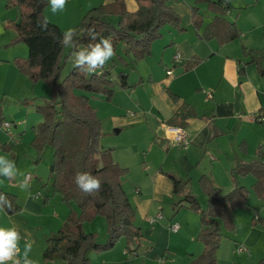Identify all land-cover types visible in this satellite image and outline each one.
Here are the masks:
<instances>
[{"label":"crops","instance_id":"1","mask_svg":"<svg viewBox=\"0 0 264 264\" xmlns=\"http://www.w3.org/2000/svg\"><path fill=\"white\" fill-rule=\"evenodd\" d=\"M74 1L81 7L87 6L83 5L84 0ZM111 1L89 0L88 9ZM191 1H168L180 16L183 30L166 24L160 30V37L152 42L149 55L139 60L121 57L125 64L117 72L126 73L128 87L119 86L117 75L110 73L114 91L109 100L103 95L86 93L102 123L101 146L110 148L113 161L127 168L121 185L134 207V224L143 234L136 254L131 255L124 238H120L109 250L89 251V264L94 261L96 264H160L161 259L165 260L164 264H175V260L170 261L175 255L174 245L180 247L190 264L192 256L202 249V244L195 239L201 227L199 215L182 212L178 216L179 207L175 209L173 203L179 197L173 194L168 173L189 178L187 189L200 200L206 197L201 188H196L200 187L201 174L210 176L216 185L227 190L235 181L248 187L254 180L250 174L233 179L231 171L238 163L253 160L256 147L264 140V75L254 63L243 65L247 58L241 53L243 45L264 47V0H230L232 9L226 16L236 22L242 33L238 39L221 45L196 35L191 24ZM124 3L128 11L137 9L135 0H124ZM13 9L6 6L5 0H0V100L3 121L10 122L9 128L0 125V169L9 168L11 172L10 176L0 174V188L16 196L20 209L8 214L0 205V228L18 232L17 257L22 264L26 260L45 264V237L59 229L71 207L47 187L51 170L45 179L38 164L42 153L37 158L31 145L33 127L42 120L38 121L40 116L31 112L33 108L36 112V106L43 103L37 99L36 85L43 86L39 81L32 83L14 63L15 57L27 55L28 48L23 42H11L16 32L6 23L17 19V11ZM201 12L205 15L202 9ZM108 19L115 22L117 17L108 16ZM176 53L179 58L174 59ZM111 59L115 61L114 56ZM194 59L198 61L187 69ZM241 66L244 71L240 74ZM208 93L211 98L207 97ZM183 103L191 105L197 113L186 121V144L174 139V132L166 123ZM257 115L263 120H254ZM29 124L32 133L28 131ZM159 212L162 218L150 222ZM256 216L264 218L261 213L256 212ZM97 219L100 218L88 221V225ZM99 221L100 225H106ZM173 222L179 224L176 231L169 228ZM246 230L230 235L233 242L231 249L226 250L223 264H254L264 256V225H249ZM104 232L101 234L105 237H97L98 241L105 240L106 226ZM240 245H245L247 252H238Z\"/></svg>","mask_w":264,"mask_h":264},{"label":"trees","instance_id":"2","mask_svg":"<svg viewBox=\"0 0 264 264\" xmlns=\"http://www.w3.org/2000/svg\"><path fill=\"white\" fill-rule=\"evenodd\" d=\"M135 1L138 5L135 11H128L124 0H113L88 9L73 29L74 49L80 45L85 47L104 37L111 41L114 51L121 43L125 54L139 60L150 54L151 44L160 37L163 25L184 29L180 16L168 4L170 0ZM5 2L7 7L15 8L18 13L16 20L6 23V26L16 32L11 42H23L28 48L25 57L14 58L16 67L32 83L42 80L49 85L53 96L56 93L58 95L57 100L52 97L36 106V110L42 114V120L33 127L34 136L31 140L37 158L45 146L52 148L51 190L52 193L59 194L71 207L59 229L45 237V264L55 261H62L64 264H88L90 250H109L120 238H124L127 251L131 255L136 254L143 234L134 224V207L121 185L127 168L113 161L110 148L101 146L102 123L86 95L97 93L104 95L107 100L111 98L114 83L109 79V74L112 68L107 66L99 72L87 73L73 66L62 77L65 46L59 42V38L64 32L49 21L48 31H41L37 27V21L44 19L43 11H38L37 6L42 4L44 7L48 0ZM202 2L213 13L211 17H205L200 11L198 4ZM231 9L230 0H193L190 14L196 35L206 41L216 40L219 45L238 39L242 33L240 28L226 16ZM108 16H116L117 19L112 22ZM91 28L97 33V41H91L85 34L86 29ZM241 53L247 58L243 65L254 63L258 72L264 75V47L243 45ZM197 61L191 60L186 68ZM243 71L244 67L241 66L240 74ZM116 75L119 86H129L126 73L119 71ZM170 95L177 99L175 94L170 92ZM196 115L191 105L183 103L166 123L171 127L184 128L187 119ZM2 121L0 100V123ZM255 156L251 161L238 163L231 171L233 179L251 174L254 180L250 188L235 181L232 188L224 191L210 176L201 174L198 184L206 195L204 206L188 191L189 178L183 179L168 173L173 184V194L179 197L173 207L177 209L186 205L199 215L201 227L196 239L202 244V249L192 256L190 264H218L217 250L224 228L235 229L234 210L251 207L248 202L251 190L264 202V140L256 147ZM78 171L90 172L98 178L101 181L99 191H81L75 183V174ZM0 205L8 214L20 209L16 196L1 188ZM97 216H102L106 222L107 236L104 241L96 240L95 232L84 229V222ZM252 221L264 225V218L256 216V213ZM254 264H264V256Z\"/></svg>","mask_w":264,"mask_h":264},{"label":"rangeland","instance_id":"3","mask_svg":"<svg viewBox=\"0 0 264 264\" xmlns=\"http://www.w3.org/2000/svg\"><path fill=\"white\" fill-rule=\"evenodd\" d=\"M192 1H191V3H193ZM88 2H89V0H84L83 5H87V6H82L81 7L79 5V2H77V1L66 0V4L64 5L63 10L62 11H57L56 13H53L51 11V6H50L49 3H47L43 7L42 11H43V15L46 12L45 16L48 18V20L51 19L50 21H53V22L57 23L58 25H60L62 28L65 29L64 31H66L68 29H74L76 27V25L81 21L82 16L84 15V13L89 8ZM198 7H199V9L201 8L205 12V15L212 13L211 11L208 10L207 5L204 2L199 3ZM201 9H200V11H201ZM13 10H16V9L14 8ZM162 27H161V29H162ZM160 35H161V31H160ZM120 46H122L121 47V52H119V54H117L118 48ZM80 48H83V46H81V45L78 46V48L76 50H78ZM114 52H115V55H114L115 61H113L112 59H109L105 63L104 66H106V67L108 66V67L112 68L111 69V73L115 75V74H117V71L120 69V66H123L125 64V63H123L121 57H125L126 56L128 58V56L129 57H132V56L131 55H127V54H125L123 52V45L121 43L118 44V46H117V48H116V50ZM63 53H64L65 57H64L63 68H62V73H61L62 77L64 75H66L67 72L74 66V51L71 50L70 47H66L65 46L64 50H63ZM110 78L111 77L109 76V79ZM39 82H40L39 84H41V86H43V88H41L38 85H36V92H37L36 96H38L37 99H40L43 102H45L46 100H50L52 97H54V99H56V100L58 99L57 93L54 94L55 96L52 95L51 88L49 87L48 84H46L42 80H39ZM79 92H81V91H79ZM90 94L93 95V96L94 95H102V94H97V93H90ZM92 102H93V100H92ZM94 104H96V103L94 102ZM4 108H5V105H4ZM34 109L35 108H33L31 110V112H33L35 114H38L40 116V118H37L38 121H39L40 119H42V114L40 112H37V111L35 112ZM3 113H4V109L2 110V115H3ZM21 116H22V118L25 117L24 112H21ZM6 117H9V116H7V114H6ZM30 117H31V115H30ZM17 120L18 119L16 118L15 121L18 122ZM27 128H28V131L32 133V129H31V125L30 124L27 126ZM1 129L3 130V128H1ZM238 146H239V144H238ZM51 159H52V148L50 146H45L43 151H42V158L39 160V163H38L39 165H41L43 177L45 179L47 178L46 175L49 172ZM34 164L35 163H33V165ZM48 183L49 184H48L47 187H49V189H50L51 188V177H49ZM248 185H250V184H248ZM250 186H248V187H250ZM196 188L199 189L200 187L196 186ZM224 191H227V189H224ZM205 198L206 197H204V200L203 199L200 200L199 198H197L199 200V203L202 206H204L205 203H206ZM257 201L260 204L257 203ZM248 202L250 203L251 207H244V208L239 207V208L235 209L234 212H233V222H234L235 229L231 230V229H228V228H224V233H223L224 235H223V237H222V239L220 241V245H219L218 252H217L218 264H223L224 260H226V253H227L226 250L227 249H229V250L231 249V245L230 244L233 241H231L230 235H234V234L238 233L239 230H241V233L246 232L247 231L246 228L247 227L249 228V225L253 226V225H256V224H261L258 221L252 223L253 222L252 221V217H253V215L256 212L258 214L261 213L264 216V207H262V208L260 207L261 205L264 206V202H262L255 195L253 190H251L250 193H249ZM182 212H186V213H190L191 212L193 214H197V212L194 209H191V208L187 207L186 205H183V206L179 207L178 212H177L178 216H182V214H183ZM97 218H100V219H97V221L92 223V225H88L89 224L88 221H85L84 223H85V226H86V228H85L86 230L91 228L94 231L99 233V235H98V233L95 232L96 233V240H100L103 237H105V236H103L101 234V232L105 233L104 230H105V226L106 225L104 226L103 223L100 225V221L99 220H102V222H104V224H106V222H105V220H104V218L102 216H97ZM97 237H99L100 239H97ZM196 241L199 242L197 239H196ZM173 249H174L175 255L173 256L172 260H170V261L175 260V264H177L178 262L179 263H182V262H186L187 263V260L184 259L183 252L180 250V247L174 245ZM95 252H97V251H95ZM97 253H99V252H97ZM219 255H220V258L218 257ZM242 256H244V254ZM175 257H176V259H175ZM89 262H90V259L88 261V264H89ZM94 264H96L95 261H94ZM168 264H171V263L169 262Z\"/></svg>","mask_w":264,"mask_h":264},{"label":"clouds","instance_id":"4","mask_svg":"<svg viewBox=\"0 0 264 264\" xmlns=\"http://www.w3.org/2000/svg\"><path fill=\"white\" fill-rule=\"evenodd\" d=\"M48 3L51 6V11L56 13L57 11L63 10L66 0H48ZM37 27L41 31H48L47 18L38 20ZM85 34L91 41H97V33L94 28L86 29ZM74 35V30L68 29L59 38V42L63 46L73 49L74 66L83 72L93 73L98 68L102 69L105 63L115 55L111 41L104 37H101L95 43H89L85 47L75 50L72 40ZM0 174L10 176L11 172L9 168H3L0 169ZM75 183L85 193L99 191L101 187V181L90 172L85 171H78L75 174ZM18 239L19 235L15 229L9 228L6 230L0 228V264H6V261H12V264H18V261L14 259L18 248ZM30 247V245H26V248L30 249ZM25 264H32V261L26 260Z\"/></svg>","mask_w":264,"mask_h":264},{"label":"built area","instance_id":"5","mask_svg":"<svg viewBox=\"0 0 264 264\" xmlns=\"http://www.w3.org/2000/svg\"><path fill=\"white\" fill-rule=\"evenodd\" d=\"M179 58V54L176 53L174 55V59H177ZM102 69H97L95 72H99L101 71ZM167 73H171V70H168ZM207 97L208 98H211L212 95L211 94H207ZM254 120L256 121H261L263 120V118L259 115L257 116H254ZM1 127H4V128H9L10 127V122L9 121H2L1 122ZM171 131H173L174 133V139L178 142V143H182V144H186L187 143V138H186V134H185V131H184V128H181V127H171L170 128ZM27 177L29 178V175H27ZM162 218V213H157V215L154 217V218H150L149 221L150 222H153L155 219H161ZM179 227V224L177 222H173V223H170L169 224V228L170 230L172 231H176ZM237 250L238 252H241V251H244V252H247V247L245 245H240L237 247ZM17 254H18V250L16 251V255L14 257L15 260L18 261V264H22L21 261H19L18 257H17ZM165 263V260L164 259H161L160 260V264H164ZM8 264H12V261H9Z\"/></svg>","mask_w":264,"mask_h":264},{"label":"water","instance_id":"6","mask_svg":"<svg viewBox=\"0 0 264 264\" xmlns=\"http://www.w3.org/2000/svg\"><path fill=\"white\" fill-rule=\"evenodd\" d=\"M42 8H43V5H42V4H39V5L37 6V10H38V11H39V10H42ZM49 169L52 170V165L50 166Z\"/></svg>","mask_w":264,"mask_h":264}]
</instances>
